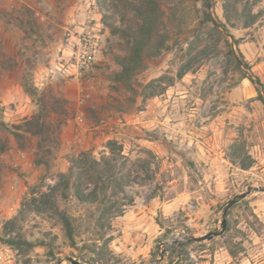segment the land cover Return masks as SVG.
<instances>
[{
  "label": "rangeland",
  "instance_id": "obj_1",
  "mask_svg": "<svg viewBox=\"0 0 264 264\" xmlns=\"http://www.w3.org/2000/svg\"><path fill=\"white\" fill-rule=\"evenodd\" d=\"M155 1L125 86L146 0H0V264H264V192L189 240L264 188V0H208L211 22L204 0ZM91 17L99 52L79 75ZM96 177L105 191L78 200ZM172 231L188 240L158 262Z\"/></svg>",
  "mask_w": 264,
  "mask_h": 264
},
{
  "label": "trees",
  "instance_id": "obj_2",
  "mask_svg": "<svg viewBox=\"0 0 264 264\" xmlns=\"http://www.w3.org/2000/svg\"><path fill=\"white\" fill-rule=\"evenodd\" d=\"M145 8L144 11L141 10H136V12H138V14L142 17L143 19V23H144V29H143V33L144 35H142L139 39H137L133 46L130 49V57L128 59V62L126 64V66L123 68L122 70V75L121 77H119L117 80L120 83H123L125 86L129 85L128 83V78L129 76L133 73V71L136 69V67L140 64L141 60H142V54L147 46V42L149 41L151 34L153 32V29L155 27V21L157 19V6H156V1L155 0H146L145 2ZM203 7L206 10L204 15L206 16V21L211 22L208 10H209V3L208 0H204L203 3ZM224 12H225V16L227 17V9L226 6H224ZM234 42L236 43V40H234ZM224 45L227 48L226 51V56L227 58H233L234 56V49H233V45H231L227 39L224 40ZM239 53V51H238ZM240 55V53H239ZM241 56V55H240ZM124 75V76H123ZM126 75V76H125ZM248 79L251 83L257 85L258 87H261V83L260 81L253 76L252 74L248 75ZM259 93V90H258ZM258 99L262 102V104L264 105V99L261 97L260 93L258 95ZM86 164V172L88 173H97L96 171V166H97V162H88L85 161V163L81 164V165H85ZM81 168H83L81 166ZM97 182L92 184V189L90 191V193L88 195H82L79 191L75 192L76 197L78 198V200L85 202V201H94V197L97 194L98 191L100 192H104L105 188L108 187V185H106L105 181H101L100 177H96ZM109 182V181H108ZM109 184V183H108ZM65 187H68V182H66ZM47 196V195H44ZM48 200V198H47ZM119 214H121V211L118 212ZM60 220L61 223L65 229L66 232V236L67 238L72 241L73 240V227H72V222H71V218L66 215V214H60Z\"/></svg>",
  "mask_w": 264,
  "mask_h": 264
},
{
  "label": "built area",
  "instance_id": "obj_3",
  "mask_svg": "<svg viewBox=\"0 0 264 264\" xmlns=\"http://www.w3.org/2000/svg\"><path fill=\"white\" fill-rule=\"evenodd\" d=\"M100 34V22L91 17L88 24L81 29L79 35L76 37L77 48L74 67L79 75L88 73L94 67L99 52ZM186 240H188V236L184 233L178 231L170 232L159 245L157 261L159 262L163 259V253L166 251V248L176 246Z\"/></svg>",
  "mask_w": 264,
  "mask_h": 264
},
{
  "label": "water",
  "instance_id": "obj_4",
  "mask_svg": "<svg viewBox=\"0 0 264 264\" xmlns=\"http://www.w3.org/2000/svg\"><path fill=\"white\" fill-rule=\"evenodd\" d=\"M252 191H254V192H264V188H262V187H248L245 192H243V193H241L239 195H236L235 197H233L232 199H230L226 203L225 207L222 210L221 221H220V228H221L220 231H218V232H211V233L202 235L199 238H189V240L195 241V242H199V241H202V240H210L214 236L221 235L224 232V230L226 229V215H227L228 209L232 205H234L238 200H241V199L245 198ZM70 263L71 264H80L78 261H76L74 259H70Z\"/></svg>",
  "mask_w": 264,
  "mask_h": 264
},
{
  "label": "crops",
  "instance_id": "obj_5",
  "mask_svg": "<svg viewBox=\"0 0 264 264\" xmlns=\"http://www.w3.org/2000/svg\"><path fill=\"white\" fill-rule=\"evenodd\" d=\"M168 206H169V205H168ZM163 210H165V208H164Z\"/></svg>",
  "mask_w": 264,
  "mask_h": 264
}]
</instances>
